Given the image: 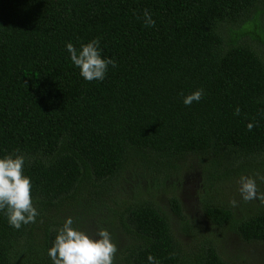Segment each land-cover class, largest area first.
Wrapping results in <instances>:
<instances>
[{
    "label": "trees",
    "instance_id": "obj_1",
    "mask_svg": "<svg viewBox=\"0 0 264 264\" xmlns=\"http://www.w3.org/2000/svg\"><path fill=\"white\" fill-rule=\"evenodd\" d=\"M262 21L264 0H0V159L23 156L38 212L16 229L0 210V264H53L48 250L69 217L74 229L123 239L112 240L114 264H149V255L232 264L213 246L185 258L166 215L121 181L142 173L159 186L189 157L204 164L210 190L239 171V158L264 172ZM93 40L116 62L103 81L85 80L66 47ZM204 201L212 224L264 242V206L235 220Z\"/></svg>",
    "mask_w": 264,
    "mask_h": 264
},
{
    "label": "rangeland",
    "instance_id": "obj_2",
    "mask_svg": "<svg viewBox=\"0 0 264 264\" xmlns=\"http://www.w3.org/2000/svg\"><path fill=\"white\" fill-rule=\"evenodd\" d=\"M261 25L264 26V21ZM231 29L237 28L231 27ZM246 41L253 45L260 44L258 40L247 37ZM234 164L240 165L239 171L229 172L227 177L216 180L211 190L208 186L209 178L208 182L206 180L204 164L196 157L187 158L181 171L164 177L158 182L159 186L153 185L154 182L150 181L151 177L143 176L142 173L137 174L136 177L134 173L128 175L121 181V185L129 193L136 190L143 191V197L152 200L160 208L168 218L171 231L180 243L185 258H193L200 251L213 246L223 260L232 264H264V242H244L229 227L218 228L212 224L204 213L206 199H212L209 205L229 207L235 220L246 219L262 210L264 204L259 199L249 202L242 199L238 181L242 175L255 178L258 191L264 193V181L258 178L264 176V172L259 174L242 169V164H245L243 158L237 159ZM172 200L178 202L179 213L174 211ZM232 200L237 202L235 207L230 203ZM85 233L94 239L97 238V231L92 227L91 231L89 229ZM109 233L112 240L116 239L119 243L123 241L115 233ZM116 246L119 249V246Z\"/></svg>",
    "mask_w": 264,
    "mask_h": 264
},
{
    "label": "clouds",
    "instance_id": "obj_3",
    "mask_svg": "<svg viewBox=\"0 0 264 264\" xmlns=\"http://www.w3.org/2000/svg\"><path fill=\"white\" fill-rule=\"evenodd\" d=\"M145 26L154 27L155 21L151 14L144 12ZM70 53L72 63L80 69V75L87 81H103L108 66L116 67L112 58H102L99 49V40H93L83 44L78 51L72 43L66 45ZM183 96L184 94L181 93ZM203 96V89H199L186 97L183 103L190 106L193 102H199ZM235 115H240V109H236ZM254 125L248 124L251 131ZM23 156L6 155L0 159V210L6 209L9 224L20 229L22 224L34 223L38 215L33 207L31 197V179L23 175ZM264 181V176L258 177ZM239 192L245 202L259 199L264 204V193L258 191L256 179L241 176L238 181ZM233 207L237 205L235 200L230 202ZM73 219L69 217L55 238L54 245L48 250L53 264H114L115 254L118 249L112 242L111 234L104 228L97 232V238H92L83 231L72 227ZM149 264H159L151 255L148 256Z\"/></svg>",
    "mask_w": 264,
    "mask_h": 264
}]
</instances>
